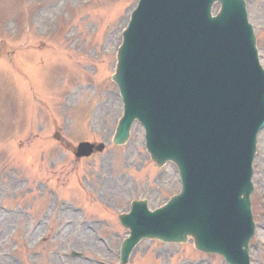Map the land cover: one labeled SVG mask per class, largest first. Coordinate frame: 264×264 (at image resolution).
I'll return each mask as SVG.
<instances>
[{"label": "rangeland", "instance_id": "1", "mask_svg": "<svg viewBox=\"0 0 264 264\" xmlns=\"http://www.w3.org/2000/svg\"><path fill=\"white\" fill-rule=\"evenodd\" d=\"M138 1L0 0V264H120L128 232L118 214L130 201L147 198L155 209L180 192L176 168L152 163L141 126L127 145L112 142L123 105L111 77ZM247 2L263 55L264 0ZM84 141L107 148L76 160ZM258 153L251 258L264 264V132ZM130 264L226 263L193 241L145 240Z\"/></svg>", "mask_w": 264, "mask_h": 264}, {"label": "water", "instance_id": "2", "mask_svg": "<svg viewBox=\"0 0 264 264\" xmlns=\"http://www.w3.org/2000/svg\"><path fill=\"white\" fill-rule=\"evenodd\" d=\"M215 1L223 9L212 20ZM255 57L242 0L141 1L114 76L126 105L115 142H125L134 121H141L154 159L179 165L184 191L155 213L135 203L122 220L132 234L123 246V263L143 238L186 242L190 235L199 250L248 264L255 230L248 166L264 124V85ZM225 64L236 69V86L243 92L232 88L234 74L222 68ZM203 113L215 123L205 122ZM220 182L232 185L228 201Z\"/></svg>", "mask_w": 264, "mask_h": 264}, {"label": "bare ground", "instance_id": "3", "mask_svg": "<svg viewBox=\"0 0 264 264\" xmlns=\"http://www.w3.org/2000/svg\"><path fill=\"white\" fill-rule=\"evenodd\" d=\"M72 229V228H71ZM74 230V229H73ZM84 236L86 237V239H87V242H89L90 241V239H91V236H90V234L88 233V232H85L84 233Z\"/></svg>", "mask_w": 264, "mask_h": 264}]
</instances>
